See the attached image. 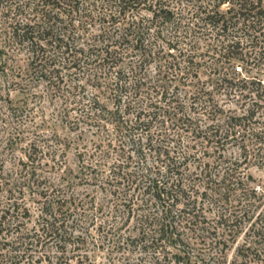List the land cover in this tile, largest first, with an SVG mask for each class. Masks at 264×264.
Instances as JSON below:
<instances>
[{"label":"trees","instance_id":"1","mask_svg":"<svg viewBox=\"0 0 264 264\" xmlns=\"http://www.w3.org/2000/svg\"><path fill=\"white\" fill-rule=\"evenodd\" d=\"M0 56V264H264V2L0 0Z\"/></svg>","mask_w":264,"mask_h":264},{"label":"rangeland","instance_id":"2","mask_svg":"<svg viewBox=\"0 0 264 264\" xmlns=\"http://www.w3.org/2000/svg\"><path fill=\"white\" fill-rule=\"evenodd\" d=\"M262 2H264V0H261ZM221 6H224V4H222ZM1 60H3V56H0V62ZM238 61H235V64L240 65L241 63H237ZM234 63V62H233ZM224 68H226V70H230L231 66L227 65L224 63ZM236 66H235V70H236ZM199 76L201 79H206L207 76H209L207 74V71L204 70V68L201 66L199 67ZM1 73V72H0ZM238 75H245V77L250 78L251 76L255 75L256 77L261 78V81L264 80V58L262 59V62H260L257 66H255L252 62L246 63L244 64V68H240L239 72L236 73ZM81 80L84 82L83 78H81ZM0 81H1V74H0ZM85 87L87 89H91L92 87L87 84L84 83ZM221 90V89H220ZM11 95V93H10ZM216 97L218 98V101L220 103H222V106L224 107H235L238 105V101L236 100V96H234L232 93H226V94H222V93H218L216 94ZM3 95L0 98V104L3 103L4 105L6 104L5 100L3 101ZM248 99V97H246V100ZM264 105V101L261 102ZM44 116L48 117L50 116V114L52 112H54L55 110V106L59 105L58 101H53V102H49V101H44ZM262 108V107H261ZM27 113V112H26ZM32 113H34V120L35 122H38V116L37 114H35V109L32 111ZM31 113L28 112L27 115H25V113L23 115H21V118H28L30 116ZM43 116V117H44ZM45 118V117H44ZM28 120V119H27ZM33 120V119H32ZM30 122V121H28ZM15 124L14 120L10 117L7 116L6 112L4 111L3 107L0 105V167L3 170V172L8 171L9 168H11L12 166V160H15V158H17V156L22 155V150L21 146L25 145V141H18L17 145L13 143V139L11 138L12 141H10L8 139V135L7 132L13 128L12 125ZM11 126V127H10ZM155 126L151 127V131L155 137L156 134V129L154 128ZM42 128V127H40ZM47 126V130H49ZM59 128V127H58ZM46 129V127H45ZM60 132H65V128L59 129ZM58 130V131H59ZM70 133V130H69ZM71 134L72 131H71ZM250 172L252 173L253 176H255V178H258L260 181H264V167H255V166H251L249 168ZM82 187L81 185L78 186ZM101 194H97V198L100 197ZM34 204V203H33ZM32 206V211L35 212V208L34 205ZM91 233L93 234V236H98L99 232L98 230H95L94 228V224L91 225ZM96 239L98 237H95ZM239 238V237H238ZM186 241L189 242V244L192 245L191 242H193V237L187 235V237L184 239ZM104 244L103 247H95L94 251L96 252V259L97 260H104L105 257L103 256L104 254ZM174 249V248H172ZM231 251L232 248L227 252V258H226V263L229 260L230 256H231ZM119 253V251H118ZM250 264H254L253 261L250 262Z\"/></svg>","mask_w":264,"mask_h":264}]
</instances>
